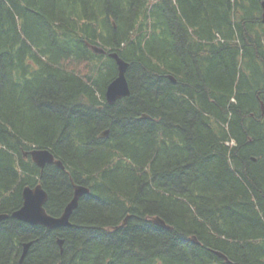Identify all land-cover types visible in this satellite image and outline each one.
<instances>
[{
	"label": "trees",
	"instance_id": "16d2710c",
	"mask_svg": "<svg viewBox=\"0 0 264 264\" xmlns=\"http://www.w3.org/2000/svg\"><path fill=\"white\" fill-rule=\"evenodd\" d=\"M262 1L0 0V264H264ZM39 183L70 226L11 216Z\"/></svg>",
	"mask_w": 264,
	"mask_h": 264
},
{
	"label": "water",
	"instance_id": "95a60500",
	"mask_svg": "<svg viewBox=\"0 0 264 264\" xmlns=\"http://www.w3.org/2000/svg\"><path fill=\"white\" fill-rule=\"evenodd\" d=\"M262 21L264 23V1H262ZM94 50L98 53H104V49L94 47ZM109 56L113 58L118 66V76L110 82L106 89V99L110 104H114L117 100L127 97L131 94L130 85L126 76L129 63L122 59L117 52L109 53ZM108 134V130L103 133L104 135ZM33 159L41 167H44L47 163L54 162V156L48 149H35L32 151ZM59 166H63L60 161H56ZM89 192V189L82 185H75L74 196L71 201L65 207V210L61 216H53L46 211L45 203L48 199L47 191L38 184L34 187H25L22 196L23 204L22 206L15 210L11 216L13 218L19 219L21 221L34 224V225H43L49 229L70 226V216L75 208H77L79 199L85 193ZM9 214H1L0 220L8 218ZM126 221V219H125ZM154 221L165 228H171L170 225L160 218L155 217ZM195 239V238H194ZM63 239H59L58 242L60 245L63 244ZM32 242H25L23 253L20 259L22 263L28 249ZM215 253L229 261L228 257L220 251L215 250Z\"/></svg>",
	"mask_w": 264,
	"mask_h": 264
},
{
	"label": "rangeland",
	"instance_id": "374dc122",
	"mask_svg": "<svg viewBox=\"0 0 264 264\" xmlns=\"http://www.w3.org/2000/svg\"><path fill=\"white\" fill-rule=\"evenodd\" d=\"M94 74H95V71H94Z\"/></svg>",
	"mask_w": 264,
	"mask_h": 264
}]
</instances>
